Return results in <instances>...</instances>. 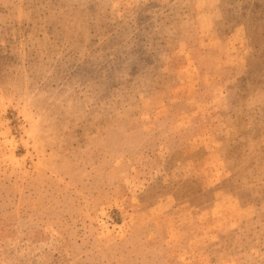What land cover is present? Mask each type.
Returning a JSON list of instances; mask_svg holds the SVG:
<instances>
[{
	"label": "rangeland",
	"instance_id": "obj_1",
	"mask_svg": "<svg viewBox=\"0 0 264 264\" xmlns=\"http://www.w3.org/2000/svg\"><path fill=\"white\" fill-rule=\"evenodd\" d=\"M0 264H264V0H0Z\"/></svg>",
	"mask_w": 264,
	"mask_h": 264
}]
</instances>
